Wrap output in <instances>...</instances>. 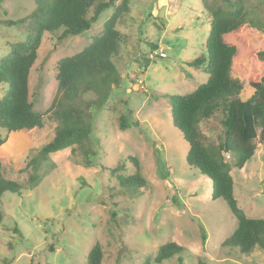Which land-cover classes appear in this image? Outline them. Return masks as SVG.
Wrapping results in <instances>:
<instances>
[{
    "label": "rangeland",
    "instance_id": "1",
    "mask_svg": "<svg viewBox=\"0 0 264 264\" xmlns=\"http://www.w3.org/2000/svg\"><path fill=\"white\" fill-rule=\"evenodd\" d=\"M233 1L129 0V11L115 25L122 35L112 59L119 85H111L106 98L101 90L78 100L92 114L90 141L50 153L35 167L31 160L51 140L56 124L44 119L42 128L16 133L0 128L2 175L22 187L20 193L0 196V264H87L96 243L100 264H178V257L181 264H264L259 246L241 253L222 245L236 218L224 200L211 197L209 178L187 164V142L170 116L169 96L189 93L207 79L202 67L187 62L207 54L210 11H230ZM237 1L251 26L247 37L264 50V0ZM34 8V0H0V57L25 36L22 24L6 22ZM111 13L112 8L104 10L88 30L60 41V32L42 34L29 75L36 111L45 110L53 98L58 61L91 43ZM159 51L165 56L156 55ZM252 91L244 84L240 97ZM121 115L130 122L123 129ZM222 117L217 109L200 121L204 144L222 139ZM255 144L241 168L234 167L232 156L228 162L238 207L247 217L264 218V145L258 139ZM87 149L96 152L90 165ZM131 157L145 180L137 188L119 181L135 170ZM33 174L36 179L30 181ZM167 241L183 251L154 263L157 248Z\"/></svg>",
    "mask_w": 264,
    "mask_h": 264
},
{
    "label": "trees",
    "instance_id": "2",
    "mask_svg": "<svg viewBox=\"0 0 264 264\" xmlns=\"http://www.w3.org/2000/svg\"><path fill=\"white\" fill-rule=\"evenodd\" d=\"M34 1L35 8L26 17L6 22L22 24L25 36L11 43L7 53L0 57V86L3 85L4 91L0 96V128L16 133L22 129L42 128L44 119L56 124L51 140L31 160L39 167L40 160H45L50 153L90 141L92 114L81 107L78 100L89 92L101 90L106 98L111 85H119V72L112 59L118 53L122 35L115 25L123 13L129 11V0H120L117 4L116 0ZM232 7L230 11L219 7L210 11L207 54L187 62L189 66L202 67L207 79L189 93L170 95V116L187 142V164L209 178L211 197L224 200L236 218V227L222 245L236 247L241 253H250L259 246L264 252V218L247 217L238 207L228 162L232 156L234 167L241 168L255 153L256 139L264 145V50L257 46L258 42L247 37L251 26L245 20L242 2L233 1ZM109 8L112 13L101 33L78 52L58 61L53 98L45 110L36 111L29 90V75L42 34L60 32L57 34L59 41L81 34ZM244 84L253 89L246 99L240 97ZM217 109L223 113L222 139L217 145L204 144L199 123ZM129 124L121 115L119 126L123 129ZM4 142L0 135V147ZM95 154L92 149L86 150L87 165ZM131 160L135 170L120 176L119 181L123 187L137 188L143 186L145 180L136 158L131 157ZM1 162L0 157V196L6 191L20 193L19 183L3 177ZM35 179V174L30 176V181ZM182 251L183 247L176 242H164L157 248L153 262L161 263ZM101 257L100 245L96 243L87 254V264H100ZM177 259L181 264L180 257ZM143 264L150 262L145 260ZM198 264L205 263L199 261Z\"/></svg>",
    "mask_w": 264,
    "mask_h": 264
},
{
    "label": "built area",
    "instance_id": "3",
    "mask_svg": "<svg viewBox=\"0 0 264 264\" xmlns=\"http://www.w3.org/2000/svg\"><path fill=\"white\" fill-rule=\"evenodd\" d=\"M156 55H158L159 57H164L165 56L163 51H159Z\"/></svg>",
    "mask_w": 264,
    "mask_h": 264
}]
</instances>
